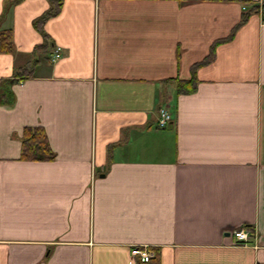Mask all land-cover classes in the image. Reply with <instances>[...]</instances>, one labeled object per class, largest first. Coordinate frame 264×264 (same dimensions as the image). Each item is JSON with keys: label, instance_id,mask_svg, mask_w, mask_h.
I'll use <instances>...</instances> for the list:
<instances>
[{"label": "crops", "instance_id": "0c3cea01", "mask_svg": "<svg viewBox=\"0 0 264 264\" xmlns=\"http://www.w3.org/2000/svg\"><path fill=\"white\" fill-rule=\"evenodd\" d=\"M58 2L0 0V264H264V0Z\"/></svg>", "mask_w": 264, "mask_h": 264}, {"label": "trees", "instance_id": "16d2710c", "mask_svg": "<svg viewBox=\"0 0 264 264\" xmlns=\"http://www.w3.org/2000/svg\"><path fill=\"white\" fill-rule=\"evenodd\" d=\"M51 7L39 17L35 24L43 28L46 21L58 11L59 0H49ZM5 9V11L8 10ZM13 34L11 30L0 31V52H12L13 51ZM45 43L43 45H38L35 52H47L45 48ZM27 71H31L30 67L22 68L18 71V74L22 77L26 75ZM14 80L5 81L0 92V103H11L14 100L13 91L9 88ZM194 82H183L180 85L179 92H187L194 89ZM54 158V152L52 151L45 129L42 126H29L26 127L23 136V149H22V159L26 160H51ZM249 231H252V226L246 225Z\"/></svg>", "mask_w": 264, "mask_h": 264}, {"label": "built area", "instance_id": "2783aa9c", "mask_svg": "<svg viewBox=\"0 0 264 264\" xmlns=\"http://www.w3.org/2000/svg\"><path fill=\"white\" fill-rule=\"evenodd\" d=\"M263 17H264V4H263ZM61 52V48H57L55 51V58L59 57ZM172 120V114L169 112L167 108L160 109V117L158 121L159 128H165L168 123ZM234 235L236 237V244H241L242 242H246L248 240V234L243 230L234 231ZM133 254L140 258L143 262H149L154 256L155 252L150 250L147 246L144 248H134Z\"/></svg>", "mask_w": 264, "mask_h": 264}]
</instances>
